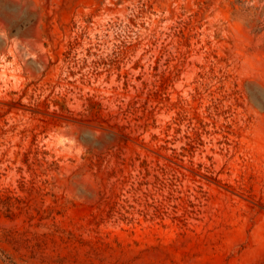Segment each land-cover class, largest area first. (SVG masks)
I'll use <instances>...</instances> for the list:
<instances>
[{"label": "rangeland", "instance_id": "obj_1", "mask_svg": "<svg viewBox=\"0 0 264 264\" xmlns=\"http://www.w3.org/2000/svg\"><path fill=\"white\" fill-rule=\"evenodd\" d=\"M0 264H264V0H0Z\"/></svg>", "mask_w": 264, "mask_h": 264}]
</instances>
